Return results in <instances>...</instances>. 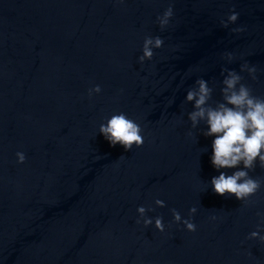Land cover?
Here are the masks:
<instances>
[{
    "label": "water",
    "instance_id": "1",
    "mask_svg": "<svg viewBox=\"0 0 264 264\" xmlns=\"http://www.w3.org/2000/svg\"><path fill=\"white\" fill-rule=\"evenodd\" d=\"M147 36L164 43L140 63ZM224 69L264 98V0H0V264H264V243L247 238L264 235V168L249 171L262 181L249 203L216 194L211 179L238 169H215V137L188 119L187 91L206 80L215 106ZM121 112L141 147L99 133ZM192 207L194 232L172 216Z\"/></svg>",
    "mask_w": 264,
    "mask_h": 264
},
{
    "label": "clouds",
    "instance_id": "2",
    "mask_svg": "<svg viewBox=\"0 0 264 264\" xmlns=\"http://www.w3.org/2000/svg\"><path fill=\"white\" fill-rule=\"evenodd\" d=\"M173 15V8L169 6L162 15L157 17L162 30L169 25ZM238 17L239 13L233 10L226 20H221V25L227 28L229 24H234ZM232 31L240 33L245 29L237 27ZM163 43L159 36L145 37L143 54L139 57V62L151 60L154 56L153 50L161 48ZM225 58L229 62L234 59L231 53H226ZM240 71H247L253 80L256 79L255 66H249L245 62L241 65ZM224 72L227 74L222 81V101L216 102L215 106L209 103L213 89L209 87L206 80L197 79L195 85L187 91L186 102H191L194 109L188 113V119L191 121L192 128H196L203 121L207 129L203 135L215 137L212 141L213 154L210 158L213 167L218 171L238 169L231 175L221 171L218 176H214L210 182L212 190L220 196L234 195L237 200L247 204L262 186V181L251 177L249 171L256 167L257 162L261 168H264V98L254 96L251 88L241 82L243 77L235 70L224 69L222 75ZM100 92V86L96 85L89 89L88 96L91 98L94 93ZM142 131L140 125L123 112L113 114L99 127V133L111 146L119 144L125 151H130L133 145L136 147L143 145ZM16 157L18 163H23L26 159L23 152H17ZM240 165L243 167L240 168ZM155 204L158 207L165 206L164 201L160 199H156ZM147 211H154V209H146L143 206L137 209L145 227L153 224V218L146 215ZM196 212V207H192L189 209V219H182L181 214L173 209V221L183 223L188 231L194 232L196 225L191 221V217ZM257 215L262 217V223H264V214L257 213ZM211 219L215 220L216 217L213 216ZM140 222L141 220L138 219L137 223ZM154 225L160 232L165 230L162 217H155ZM247 238H258L261 243H264V235H260L259 230L251 232Z\"/></svg>",
    "mask_w": 264,
    "mask_h": 264
}]
</instances>
